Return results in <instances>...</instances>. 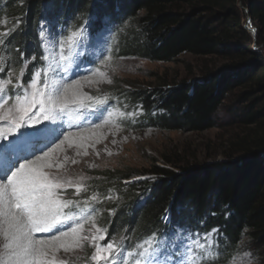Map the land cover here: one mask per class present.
I'll list each match as a JSON object with an SVG mask.
<instances>
[{"label": "trees", "instance_id": "1", "mask_svg": "<svg viewBox=\"0 0 264 264\" xmlns=\"http://www.w3.org/2000/svg\"><path fill=\"white\" fill-rule=\"evenodd\" d=\"M239 3L240 0H0V38L6 45L0 55L5 63L0 65L6 72L30 61L24 78L33 72L32 65L39 67L43 60L38 35L43 21L51 22L53 31L60 36L83 25L91 36H97L107 26L119 28L128 23L132 40L129 44L126 40L124 54L151 62L170 63L190 54L232 63L227 74L210 73L196 84H160L131 95L128 99L145 113L143 121L162 131L212 130L228 94L248 90L242 99L245 106L236 114L242 131L231 141V153L223 161L189 166L165 155L164 166L152 164L149 180L126 183L139 173L115 170L102 174L92 184L91 192L102 195L101 204L92 205L94 212H101V227L107 232L108 239L102 245L115 240L132 251L150 239L164 241L176 229L188 231L191 237L217 231L223 252L235 251L247 240L264 262V74L257 77L264 72V0L244 2L259 32L256 39L244 26L246 17ZM2 16L12 23L20 20L15 32L5 37H1L5 32L1 28ZM253 43L259 51L252 50ZM256 90L263 96L254 98ZM112 189L120 196L118 201L106 198ZM119 237L124 239L117 240ZM224 260L222 255L217 262Z\"/></svg>", "mask_w": 264, "mask_h": 264}, {"label": "rangeland", "instance_id": "2", "mask_svg": "<svg viewBox=\"0 0 264 264\" xmlns=\"http://www.w3.org/2000/svg\"><path fill=\"white\" fill-rule=\"evenodd\" d=\"M244 2L245 0H240L239 3V7L244 11L246 17L244 26L256 39L259 32L256 29L257 26H254L251 21L249 6L245 5ZM19 21L17 19V22L14 20L15 23H12V20H9L7 16H2L1 28L5 32L1 34V37L9 36L15 32L18 27L17 24H20ZM80 28H83L84 32L78 38L77 45L73 51H68L67 48L64 50V54L69 55L74 61L70 66V72L64 74L60 69H57V72L54 73L49 69L46 75L42 73L41 79L42 81L48 80L55 77L57 73L66 75V82L74 83L77 80L80 81L83 92H87L89 95L103 102L99 104L93 103L90 109L76 112L87 121L101 120L90 126L92 129L84 130L87 133H92L87 134L81 131L82 133L80 134L86 133L89 138L86 137L87 135L84 137L79 133H77L78 135L72 133L75 134L76 145L74 144L71 148H64V150L58 151L52 157L57 165L63 164V167L49 170L54 174H59L70 179L73 181V185H83L79 195L75 194L74 187L68 188L65 198L78 202V207L68 210L70 213L81 217L88 216L90 213L95 215V220L91 223H85L83 230V234L93 236L97 234V227L104 230L107 234L106 230L101 227V223L103 222L101 212L95 213L92 211V205L101 204L100 199L102 195L91 192V187L94 182L98 181L99 177H102V174L115 170L135 171L139 174L126 182L133 184L151 179L148 172L152 164L157 163L159 166H164L163 157L165 155L169 157L174 156L177 158L176 162L181 161V165L189 166L210 165L223 161L231 153V141L242 131L236 114L239 112V109L245 106L242 99L244 92L248 90L237 89L228 94L222 109L215 117L217 126L212 130L201 133L166 132L151 127L143 121L145 113L142 108L134 105L128 99L137 90H152L158 88L160 84L164 87L177 86L182 82L196 84L203 81L204 76L210 73L227 74L231 71L232 63L217 57L198 58L190 54L182 55L176 61L170 63L151 62L141 57L130 55L128 52L124 54L123 48L127 46L126 40H128V44L132 40L131 25L128 23L123 24L119 28L107 26L97 36H91L89 29L84 25L71 31ZM71 31L66 35L60 36L53 31V24L51 22L43 21L39 25L38 35L43 56L47 54L49 60L43 59L39 67H37V64L36 66L32 65L31 71L34 72L37 69L47 68L50 61L55 66L53 56L59 59L62 51L60 43H63L64 37L70 35ZM41 33H43V36H41ZM250 46L255 51H259L260 49L254 43ZM2 49L0 47V55L2 54ZM119 51L121 53L118 55ZM73 52L75 55H73ZM109 56L112 58L111 61H108ZM105 61H108L107 66H105ZM29 63L30 61L25 64L26 69ZM96 69L104 71L107 73V76L101 78L99 75H94ZM19 71L20 69L11 70L8 68L6 72L0 73V77L5 73H9L12 75L13 81H15L16 74ZM262 74H264L263 71L257 77H260ZM24 77L25 75L22 78L23 81L26 82L27 80L28 82L29 77ZM89 79L92 83L88 82ZM109 79L111 83L107 82ZM86 83L91 84V88L83 89V85ZM41 86L43 85L41 84ZM9 90L11 91V86H9ZM262 96L256 90L254 98ZM68 120L72 121L71 118ZM105 121L108 124L102 126L103 123H106ZM3 123L0 122V124ZM31 130L29 129V131ZM24 131L25 129L20 130L21 133ZM10 137L12 135L7 139ZM81 137L84 139H81ZM86 138L88 140H85ZM7 141L0 139V145L5 144ZM46 143V141L41 142L35 151L43 149ZM52 147L55 146L53 145ZM44 150L48 149L45 148ZM77 153L79 154L77 155ZM85 153L87 154L85 155ZM65 156L68 157L67 160L64 159ZM21 162L23 161L21 160ZM81 177L84 179L81 180ZM92 195L97 196L96 201L90 199ZM108 197H111V199H108ZM106 198L110 202H115L120 199V196L115 192V189H112L107 192ZM110 214L114 215L112 211ZM49 238L43 237L41 239L48 240ZM123 239L124 237H119L117 240ZM106 240H101L99 243L102 245ZM150 240L154 244L156 243L154 240ZM161 242L166 243L168 252L172 254L170 264H177V261L180 259V253L194 250L191 254L199 255L200 248L197 247V244L213 249L211 259L209 260L205 256L201 264H204V261H209V264H264L259 259V256L255 254L254 249L248 244L247 240H244L235 251L228 252L227 249L226 252H223L221 240L217 238V231H212L210 235L191 237L188 235V231L176 229L168 239ZM145 246L148 245L145 243ZM124 250L125 252L131 251L129 249ZM93 251L94 242L89 241L85 242L82 249L68 253L61 250L59 253L55 252L58 256L52 255L57 259L67 260L69 264H94L90 259ZM132 252L135 253L136 250H132ZM222 255L225 260L217 262L221 260ZM131 259L128 258L126 264H130ZM99 264H103V262H99Z\"/></svg>", "mask_w": 264, "mask_h": 264}, {"label": "snow or ice", "instance_id": "3", "mask_svg": "<svg viewBox=\"0 0 264 264\" xmlns=\"http://www.w3.org/2000/svg\"><path fill=\"white\" fill-rule=\"evenodd\" d=\"M83 32L84 29L80 28L65 36L60 43L59 59L53 56L55 66L50 61L47 68L30 73L28 82L22 79L27 71L23 63L15 81L9 73L0 77V122H4L0 124V139L6 140L10 135L20 133L10 144L0 145V264H69L65 259L50 255V252L63 250L68 253L82 249L89 241L94 242L90 257L94 264H126L128 258H132L130 264H170L172 254L168 252L166 243L157 241L154 244L148 240V246L140 244L133 253L125 252L115 240L101 245L99 241L108 237L99 227L96 235L83 234L85 223L93 222L95 215L90 213L81 217L70 213L68 210L78 207V202L65 198L68 188L74 187L75 194L79 195L83 185H73L70 179L49 171L63 167V164L57 165L52 161L53 155L64 150L65 144L69 148L75 144V134L63 135L62 128L53 125L70 118L72 113L90 109L93 103H103L83 92L80 81L66 82V75L57 73L48 80L41 79L42 73L46 75L49 69L54 73L57 69L64 74L70 72L74 61L64 54V50L73 51ZM4 46L5 41L0 39V47ZM42 59L48 61L49 56L46 54ZM111 59L109 56L108 61ZM108 61H105V66ZM3 63V58H0V64ZM3 72L4 68L0 67V73ZM94 75L105 78L107 73L96 69ZM88 82L92 83L90 79ZM107 82L111 83V80ZM21 129L25 131L21 133ZM61 136L63 140L52 147ZM44 141L48 142L45 147L49 150L40 149L43 155H36L35 149ZM33 155L35 159H32ZM90 199L96 201L97 196L92 195ZM50 232L53 235L48 240L36 236L37 233ZM197 247L200 248L199 255H192L194 250L180 253L177 264H201L205 256L211 259V247L199 244ZM204 264H209V261H204Z\"/></svg>", "mask_w": 264, "mask_h": 264}, {"label": "bare ground", "instance_id": "4", "mask_svg": "<svg viewBox=\"0 0 264 264\" xmlns=\"http://www.w3.org/2000/svg\"><path fill=\"white\" fill-rule=\"evenodd\" d=\"M89 88H91V84H89V83H86V84H84L83 85V89H89ZM71 119H72V121L70 122L68 119L69 118H65V120L63 121V122H57V124L56 125H53V127H60V128H62V130H63V135H66V134H68V133H82L81 131H83V132H86L87 131V129L89 130V128H91L90 126H92V125H94V124H96L98 121H100L101 119H96V120H92V121H87V120H85V119H83L79 114H77V113H72L71 114V117H70ZM108 123H103L102 124V126L103 125H107ZM105 127V126H104ZM92 129V128H91ZM94 129V128H93ZM84 130H86V131H84ZM94 132V131H93ZM87 133V132H86ZM80 134V135H82V136H84L85 137V135H87V134H89V133H92V132H88L87 134ZM19 135H20V133H17V135L14 137V136H12V137H10L9 139H6V140H8L5 144H3V145H6V144H10L13 140H15V139H17L18 137H19ZM78 135V134H77ZM14 137V138H13ZM87 138H89L88 137V135L86 136ZM91 137V136H90ZM12 138V139H11ZM61 138H63V136H61L60 137V139L59 140H56V142H55V144L56 143H58L60 140H61ZM85 139V140H88V139ZM47 142V141H46ZM77 142V141H76ZM85 142V141H84ZM48 143V142H47ZM46 143V144H47ZM79 143V142H78ZM55 144L53 143L52 144V146L54 145L55 146ZM76 145V144H75ZM80 146V145H79ZM46 147H45V145H44V148L43 149H45ZM64 148H68V146H67V144H65L64 145ZM49 150V149H48ZM47 151V150H46ZM62 153V152H61ZM35 154L36 155H43V152L42 151H40V150H38V151H35ZM32 159H35V155H33L32 156ZM52 161H54L53 159H52ZM56 231V229H53V232H55ZM43 235V236H42ZM53 235V233L52 232H50V233H37L36 234V236H37V238L38 239H41V238H43V237H51ZM0 243H2V240H0ZM59 252H61V250L60 251H58V253ZM50 254L52 255V254H54V255H57L55 252L54 253H52V252H50ZM58 256V255H57Z\"/></svg>", "mask_w": 264, "mask_h": 264}, {"label": "water", "instance_id": "5", "mask_svg": "<svg viewBox=\"0 0 264 264\" xmlns=\"http://www.w3.org/2000/svg\"><path fill=\"white\" fill-rule=\"evenodd\" d=\"M249 22V21H248Z\"/></svg>", "mask_w": 264, "mask_h": 264}]
</instances>
